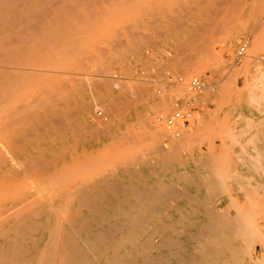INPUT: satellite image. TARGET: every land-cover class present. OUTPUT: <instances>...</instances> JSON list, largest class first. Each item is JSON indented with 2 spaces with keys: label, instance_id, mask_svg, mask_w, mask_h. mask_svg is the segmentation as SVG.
Instances as JSON below:
<instances>
[{
  "label": "rangeland",
  "instance_id": "obj_1",
  "mask_svg": "<svg viewBox=\"0 0 264 264\" xmlns=\"http://www.w3.org/2000/svg\"><path fill=\"white\" fill-rule=\"evenodd\" d=\"M49 1L29 21L0 0V264H264V0ZM132 209L157 248L130 231ZM57 234L72 245L47 252Z\"/></svg>",
  "mask_w": 264,
  "mask_h": 264
},
{
  "label": "bare ground",
  "instance_id": "obj_2",
  "mask_svg": "<svg viewBox=\"0 0 264 264\" xmlns=\"http://www.w3.org/2000/svg\"><path fill=\"white\" fill-rule=\"evenodd\" d=\"M2 1V0H1ZM43 1V0H42ZM52 1V0H51ZM51 1H49V2H51ZM62 1H64V0H62ZM77 1H79V0H77ZM81 1V0H80ZM90 1H92V0H90ZM107 1V0H106ZM202 1V0H201ZM201 1H199L198 2V5H200V6H202L203 7V2H201ZM8 2L10 3V6H11V8H12V10H13V12H16V13H18V12H22V11H24V12H26L28 15H32V17L30 16V19H29V21L32 19V18H34V16H33V14H35V13H38V11L39 10H41L42 8H43V10H45V8L44 7H46V3H45V0H44V2H42L43 4V7H41V5H39V4H37V2L35 1V0H8ZM7 2V3H8ZM65 2V1H64ZM89 2V1H88ZM87 2V3H88ZM3 3V2H2ZM59 3H61V2H59ZM106 3V2H105ZM206 3V2H205ZM0 4H1V2H0ZM49 4V3H48ZM57 4H58V2H57ZM92 4V3H91ZM6 5H8V7H9V4H6ZM51 5H53V6H55L56 4H51ZM88 5H90V4H87L86 6L88 7ZM62 6H63V4H62ZM66 6H68V5H66ZM47 7H50L51 8V6H48L47 5ZM47 7H46V9H47ZM56 7V6H55ZM59 7H60V5H59ZM63 7H65V6H63ZM73 6H71V8H69L70 10L72 9L73 10V8H72ZM92 7V6H91ZM4 8V7H3ZM50 8H48V9H50ZM58 7H56V9H57ZM89 8H90V6H89ZM7 8H5L4 10H6ZM55 9V8H54ZM63 9V8H62ZM52 10V9H51ZM50 10V11H51ZM67 11H68V9H66ZM69 10V11H70ZM74 10H75V8H74ZM1 11V10H0ZM43 12V11H42ZM53 12V11H52ZM72 12H74V11H72ZM15 13V14H16ZM45 13H46V10H45ZM44 13V14H45ZM51 13V12H50ZM49 13V14H50ZM43 14V13H42ZM41 14V15H42ZM49 14H47V15H45V16H48ZM53 14V13H52ZM51 14V15H52ZM71 14V13H70ZM73 14V13H72ZM206 14V13H205ZM214 14V13H213ZM212 14V15H213ZM17 15V14H16ZM37 15V14H36ZM40 15V16H41ZM51 15H49V17L51 16ZM208 14H206V16H207ZM12 16V15H11ZM38 16V15H37ZM43 17H42V19H44V15H42ZM77 16V15H76ZM203 16V15H202ZM211 16V15H210ZM20 17V16H19ZM24 16L22 15V18H23ZM28 17L29 16H25L24 18H26V19H28ZM55 17H57V16H55ZM54 17V18H55ZM62 17V16H61ZM79 17V16H78ZM204 18H205V16H203ZM12 18V20H16V19H14V17H11ZM23 18V20L25 21V19ZM47 18V17H46ZM45 18V19H46ZM81 18V17H80ZM79 18V19H80ZM20 19V18H19ZM38 19V18H37ZM45 19H44V21H45ZM64 19V18H63ZM62 19V20H63ZM4 20V19H3ZM22 20V21H23ZM53 20V17L51 18V21ZM65 20V19H64ZM5 21V20H4ZM23 21V22H24ZM28 21V20H27ZM37 21V20H36ZM41 21V20H40ZM43 21V20H42ZM51 21H50V24H51ZM80 21V20H79ZM1 22H3V21H1ZM7 23H9V21L7 20L6 21ZM46 22V21H45ZM53 22H54V20H53ZM53 22H52V24H53ZM4 23V22H3ZM6 23V24H7ZM10 23H12V21H10ZM36 24H37V22H35ZM35 23L33 24V25H35ZM42 23H44V22H42ZM2 24V23H1ZM22 23H20V25H21ZM24 24V23H23ZM23 24L21 25V27L23 26ZM25 24H27V22H25ZM47 24V23H46ZM72 24V23H71ZM208 24V23H207ZM33 25L32 26H30V28H31V30L33 29V30H35V28H36V26L38 25H36L35 26V28H33ZM44 25H45V23H44ZM69 25V24H68ZM19 26V23L17 24V26H15L14 25V27H18ZM46 26V25H45ZM49 26V25H48ZM48 26L46 27V30L48 29ZM28 27V26H27ZM27 27L26 28H24V29H26L27 30ZM59 27V26H58ZM6 28H8V30L9 31H11L10 29H9V27L8 26H6ZM6 28H4V26H0V37H1V34H3V33H5V32H7L8 30L6 29ZM29 28V29H30ZM38 28V27H37ZM61 28H62V26H61ZM18 29H20V26L18 27ZM28 29V30H29ZM45 29V28H44ZM63 29H64V26H63ZM63 29H62V31H63ZM25 30V32H26V35H27V31ZM76 30V29H75ZM18 31H20L21 33L22 32H24V30L22 31L21 29L20 30H18ZM17 31V32H18ZM36 31H39V32H41L39 29H36L35 30V32L34 33H37ZM12 32H14V31H12ZM49 32L51 33V29H49ZM67 32V31H66ZM65 32V33H66ZM75 32H78V30H76ZM33 33V34H34ZM57 34H58V32H56ZM55 33V34H56ZM64 32H63V34H65ZM79 33V32H78ZM77 33V34H78ZM11 34H13V33H11ZM19 34V33H18ZM23 34H25V33H23ZM30 34H32V33H29L28 35H30ZM10 35V34H9ZM9 35H7V37H6V39H7V44L9 43V41L11 40V39H13V38H11V35L9 36ZM17 35V34H16ZM41 35H42V33H41ZM41 35L39 34V36L41 37ZM30 36H32V35H30ZM61 36H63V35H61ZM69 36V35H68ZM71 36H73V35H71ZM16 37V36H15ZM5 38V37H4ZM18 38V37H17ZM34 38V37H33ZM44 38V37H43ZM31 39V38H30ZM14 40V39H13ZM21 40H23V39H21ZM24 41V40H23ZM31 41V40H30ZM30 41H29V39H28V43H30ZM13 41L11 40L10 41V43H12ZM17 42H20V40H18ZM22 42V41H21ZM25 43H26V41H25ZM51 42H49V44H50ZM6 45V43L4 42L3 44L1 43V40H0V77H2V73H4V71H5V69H6V67H5V65L3 64V62H6V61H3V59H2V54L4 55V53H3V50H4V48H5V45ZM15 44V43H14ZM17 44V43H16ZM20 44V43H19ZM27 44V43H26ZM24 45V44H23ZM11 46V45H10ZM51 46V45H50ZM17 47V46H16ZM23 50V49H22ZM21 50V51H22ZM25 50V49H24ZM23 50V51H24ZM13 51H16L15 49L13 50ZM26 51V50H25ZM24 51V52H25ZM10 52V51H9ZM12 54V53H11ZM33 55V54H32ZM5 56V55H4ZM7 56V55H6ZM6 56L4 57V58H6ZM9 56V55H8ZM32 57V56H31ZM9 58V57H8ZM9 59H11V58H9ZM3 61V62H2ZM8 62V61H7ZM8 64V63H7ZM9 64H10V61H9ZM12 64V63H11ZM10 64V65H11ZM22 64V63H21ZM28 64V63H27ZM29 65H31V64H29ZM47 65V64H46ZM26 66V65H25ZM36 66V65H35ZM7 67H8V65H7ZM197 67V66H196ZM9 68V67H8ZM25 68V67H24ZM12 70V69H11ZM10 70V71H11ZM34 70H36V69H34ZM30 71H32V67H31V70H29V72ZM16 72V71H15ZM9 75H11V74H9ZM14 75H16L15 73H14ZM18 76V75H17ZM12 77H13V75H12ZM11 77V78H12ZM2 79H3V77H2ZM11 80V79H10ZM12 81V80H11ZM3 82H4V80H3ZM0 83H1V81H0ZM8 84V83H7ZM4 86H7L8 87V85H4ZM2 87H3V84H2ZM4 89H6L5 87H4ZM3 93H5V92H3ZM42 93H44V90L42 91ZM44 94H48V98H55L56 99V96L54 97V95L52 96L51 95V93H47L46 91H45V93ZM3 95V94H2ZM51 95V96H50ZM4 97V96H3ZM0 98H1V96H0ZM51 101V103H53L52 102V99L50 100ZM55 101V100H54ZM54 104V103H53ZM3 105V104H2ZM169 106V105H168ZM167 107V106H166ZM168 108V107H167ZM166 109V108H165ZM189 111V110H188ZM189 113H190V111H189ZM50 114V113H49ZM47 115V114H46ZM50 115H53V114H50ZM47 116H49V115H47ZM53 116H55V115H53ZM53 116H50L51 118L53 117ZM55 118L57 119V117L55 116ZM168 118V117H167ZM37 119H41V118H38L37 117ZM55 120V119H54ZM59 120H60V116H59ZM59 120H56L57 122H59ZM164 120V119H163ZM62 121V120H61ZM166 121H167V119H166ZM60 123V122H59ZM4 128V127H3ZM3 128H2V130H3ZM61 128L59 127V129L58 130H60ZM64 132V131H63ZM115 152V151H114ZM121 155V154H120ZM135 156V155H134ZM134 156H132V157H134ZM170 157V156H169ZM58 158V157H57ZM39 159V158H38ZM45 159V158H44ZM141 159V158H140ZM47 160V159H46ZM46 160H45V162H46ZM55 160V159H54ZM57 160V159H56ZM39 161H40V159H39ZM124 161V160H123ZM159 161H161V160H159ZM42 162H43V159H42ZM50 163H52V161H49ZM84 162H85V160H84ZM94 162V161H93ZM96 162H97V160H96ZM57 163V162H56ZM87 163V162H86ZM124 163H126L125 161H124ZM135 163H136V161H135ZM229 163V162H228ZM41 164V163H40ZM47 164H49V163H47ZM85 164V163H84ZM88 164V163H87ZM86 164V165H87ZM81 165V164H80ZM80 165H79V167H80ZM82 165H83V163H82ZM219 165H221V164H219ZM219 165H217V166H219ZM89 166H91V165H89ZM62 168V167H61ZM80 169L82 170V168L80 167ZM84 169V168H83ZM214 169V168H213ZM212 169V170H213ZM78 170V169H77ZM71 171H73V170H71ZM221 173L223 172L222 170H219ZM152 172H154V171H152ZM227 172V171H226ZM11 173H13V172H11ZM15 173V172H14ZM65 173V172H64ZM67 173H68V175H70V173L67 171ZM224 173V172H223ZM77 174V173H76ZM225 174H227V173H225ZM12 175V174H11ZM216 175V174H215ZM221 175H223V174H221ZM143 176V175H142ZM71 177V176H70ZM73 177H74V175H73ZM63 178L64 179H66V180H68V177H64L63 176ZM62 178V179H63ZM221 178V177H220ZM93 179V178H92ZM91 179V180H92ZM200 180H203V178H201ZM223 180H224V178H223ZM71 181V180H70ZM221 181V180H220ZM224 182H225V180H224ZM82 183H84V181L82 182ZM117 183V182H116ZM111 185H112V183H110ZM115 184V183H114ZM225 184V183H224ZM60 185H61V182H60ZM59 185V186H60ZM64 185V184H63ZM116 185V184H115ZM206 185V184H205ZM169 186V185H168ZM174 185H172V187H173ZM10 187V186H9ZM111 188H113L114 187V185L113 186H110ZM133 187H136L137 188V186H133ZM14 188V187H13ZM114 188H118V187H114ZM127 188V187H126ZM174 188H175V186H174ZM15 189V188H14ZM79 189V188H78ZM124 189H125V187H124ZM177 189V188H176ZM103 189L101 188V191H102ZM177 190H179V189H177ZM264 190V189H263ZM100 191V192H101ZM128 191V190H127ZM141 191V190H140ZM99 191L97 192V193H99V195L101 194ZM139 192V191H138ZM142 192V191H141ZM140 192V193H141ZM179 192V191H178ZM215 192V191H214ZM145 193V192H144ZM144 193H142V194H144ZM174 193H176V192H174ZM183 193V192H182ZM181 193V194H182ZM249 193H253V192H249ZM142 194H139V195H141L140 196V198L138 199L139 201H140V199L142 198ZM177 194V193H176ZM181 194H179V195H177V196H180ZM184 194V193H183ZM182 194V195H183ZM1 195V197H3V195L2 194H0ZM9 195V194H8ZM7 195V196H8ZM11 195V194H10ZM89 195V194H88ZM87 196V195H86ZM85 196V197H86ZM90 196V195H89ZM249 196V195H248ZM5 197H6V195H5ZM4 197V198H5ZM71 198H72V195L70 196ZM103 197V196H102ZM107 197V196H106ZM25 198V197H24ZM99 198H101V195L99 196ZM136 198H138V197H136ZM147 198H148V196H147ZM147 198H146V200H147ZM183 198V197H182ZM52 199V198H51ZM50 199V200H51ZM74 199V198H73ZM92 199V198H91ZM90 199V201H92ZM121 199V198H120ZM213 199V198H212ZM258 199V198H257ZM26 200H27V198H26ZM25 200V201H26ZM111 201V200H110ZM126 201V200H125ZM131 201V200H130ZM29 202V201H28ZM31 202H33V201H31ZM31 202H29V203H31ZM50 202H52V200L50 201ZM107 202V201H106ZM197 202V201H196ZM15 202H13V204H14ZM29 203H26V204H24V205H26V206H28L29 207ZM88 204L87 202H84V204ZM90 203V202H89ZM95 203V202H94ZM132 203V202H131ZM17 203H15V207L17 206V208H18V205L19 204H21L20 202H19V204L18 205H16ZM28 204V205H27ZM33 204V203H32ZM81 204H82V202H81ZM144 204V203H143ZM238 204V203H237ZM147 205V204H146ZM85 206V205H84ZM89 206V205H88ZM174 206V205H173ZM21 207V206H20ZM25 207V206H24ZM51 207V206H50ZM59 207H60V205H59ZM83 207V206H82ZM100 207V206H99ZM132 207H133V205H132ZM150 207V206H149ZM148 207V208H149ZM9 208H11V210H12V207H9ZM26 208V207H25ZM52 208V207H51ZM62 208H65V210H67L68 208H66V207H60V209H61V212H63L62 211ZM23 209V208H22ZM76 209V208H75ZM89 209V208H88ZM10 210V211H11ZM17 210H19V209H17ZM53 210H54V208H53ZM64 210V211H65ZM78 210H79V207H78ZM97 210H98V208H97ZM133 210V209H132ZM6 211V210H5ZM4 211V212H5ZM9 211V212H10ZM189 211V210H188ZM222 211V210H221ZM16 212H18V211H16ZM43 212V211H42ZM41 212V213H42ZM71 212V211H70ZM73 212V211H72ZM100 212H101V209H100ZM153 212H154V210H153ZM228 212V211H227ZM40 213V214H41ZM56 213V212H55ZM128 212L126 211V214H127ZM155 213H156V211H155ZM101 214H102V212H101ZM238 215H239V213H237ZM4 215V214H3ZM2 215V216H3ZM7 215H10V214H7ZM10 216H12V215H10ZM65 216V215H64ZM130 216L132 217L131 219H133V227H131V229H130V231L134 234V237H136V235H137V237H138V235L139 234H143L144 236H145V241H146V243L148 244V246L152 249V248H157L159 245H161L162 244V242L161 241H159V242H157L156 243V241L153 239L154 238V232L153 233H150L149 231H147V229H148V227H147V221H148V215H147V213L145 214L141 209H135V210H133V211H131V214H130ZM235 216V215H234ZM5 217V216H4ZM16 217H18V216H16ZM59 217V216H58ZM70 217V216H69ZM226 217V216H225ZM239 217H240V215H239ZM2 218V217H1ZM8 218V217H7ZM21 217L19 216V219H20ZM65 218V217H64ZM67 218V217H66ZM93 218V217H92ZM70 219V218H69ZM75 219V218H74ZM94 219V218H93ZM151 219V218H150ZM65 220V219H64ZM64 220H62V221H64ZM72 220V219H71ZM83 220V219H82ZM85 220V219H84ZM241 220V219H240ZM253 220V219H252ZM255 220V219H254ZM1 221V220H0ZM19 221H21V220H19ZM61 220H60V222H62ZM2 225H1V223H0V225L3 227V219H2ZM7 222H9V221H7ZM130 222V221H129ZM229 222H230V220H229ZM63 223V222H62ZM62 223H60L61 224V228H62ZM220 223H221V221H220ZM250 223H252V221L250 222ZM26 224V223H25ZM240 224H242V223H240ZM243 224H244V222H243ZM247 224V223H246ZM253 224V223H252ZM252 224H250V225H252ZM259 224V223H258ZM11 225V224H10ZM24 225V224H23ZM27 225V224H26ZM83 225V224H82ZM1 226H0V228H1ZM28 226V225H27ZM259 226H261V225H259ZM56 227V226H55ZM58 227H60V226H58ZM169 227H171V226H169ZM239 228H240V226H238ZM242 227V226H241ZM247 226H245V228H246ZM252 227V226H251ZM251 227H249V230H251ZM254 227H256V225H254ZM264 227V226H263ZM22 228V227H21ZM24 228V227H23ZM52 228V227H51ZM65 228H67V227H65ZM243 228H244V226H243ZM253 228V227H252ZM3 229V228H2ZM25 229V228H24ZM57 229V228H56ZM63 229V228H62ZM77 229V228H76ZM205 229L207 230V232L209 233V232H211V231H213V234H207V233H205L206 235H208V236H210V237H212V238H217V237H220V236H223V227H219L218 225L216 226V223H214V221L212 222V223H210V224H207V225H205ZM255 229V228H254ZM254 229H253V233H254ZM257 229V228H256ZM258 229H259V227H258ZM1 230V229H0ZM11 230H13V229H11ZM23 230V229H22ZM179 230V229H178ZM245 230V229H244ZM247 230V229H246ZM260 231H261V229H259ZM57 230H55V232H56ZM60 231L61 230H59L58 231V233H60ZM67 231H69V230H67ZM157 231V230H156ZM175 231V230H174ZM5 232V233H4ZM6 230H5V227H4V230L2 231L1 230V232H0V234L1 233H3V234H6ZM62 232V231H61ZM87 232V231H86ZM159 232V231H158ZM177 232V231H176ZM215 232V233H214ZM246 232H248V231H246ZM255 232H256V230H255ZM21 233V235H22V233H25L24 235H26V232H24V230L21 232V230H19V234ZM93 233V232H92ZM245 233V232H244ZM257 234L259 233V231L257 230V232H256ZM31 234V233H30ZM61 234V233H60ZM246 234V237L248 238V236H247V233H245ZM250 234H252L251 232H250ZM261 234H263V233H261ZM260 234V235H261ZM58 235V234H57ZM132 235V234H131ZM256 235V234H255ZM254 235V236H255ZM53 236V235H52ZM61 236V235H60ZM243 236V235H242ZM258 235H256L255 237H257ZM262 236V235H261ZM260 236V237H261ZM51 237V236H50ZM75 237V236H74ZM88 237V236H87ZM115 237V236H114ZM131 237V236H130ZM245 237V236H244ZM12 238V237H11ZM116 238V237H115ZM20 239L18 238V241H19ZM30 240V239H29ZM177 240V239H176ZM219 240V239H218ZM12 241V240H11ZM248 241V240H247ZM130 242V244L131 245H133V246H135L136 244H137V240H136V238L135 239H132L131 241H128L127 242V244ZM218 242V241H217ZM220 242V241H219ZM261 242H262V240H261ZM32 243V246L31 247H33V244H34V241L33 242H31ZM93 243V242H92ZM143 243V242H142ZM20 244H22L21 242H20ZM99 244L100 245H102V244H105V239H103V240H100V242H99ZM31 244H29L28 246H30ZM72 245V240L71 239H69V238H64V237H59V235L58 236H53L52 238H51V240L49 241V243H48V246H47V252H49L51 249H55V251H57V252H62L64 249L66 250L67 249V246L68 247H70ZM218 245V244H217ZM263 245V244H262ZM28 246H25V245H21V246H19V247H17L16 248V251H21V252H26L28 249H29V247ZM96 246H97V244H96ZM7 249V248H6ZM10 250V249H9ZM204 250V249H203ZM5 251H7V250H4L3 251V254L5 253V255L7 254V252H5ZM54 251V252H55ZM128 251V250H127ZM144 251V250H143ZM254 251V250H253ZM252 251V252H253ZM54 252H53V250H52V253L54 254ZM56 252V253H57ZM69 252H71V251H68V253ZM257 252V251H256ZM55 253V256L57 255V254H60V253H57L56 254ZM65 253H67V252H65ZM144 253V252H143ZM254 253V252H253ZM253 253H252V255H253ZM62 254V253H61ZM52 255V254H51ZM50 254H48L47 253V255L45 256V258H44V260L43 261H45V263L46 262H50V264H52V262L51 261H53V260H55L53 257L54 256H51ZM250 255V254H249ZM8 256H9V254H8ZM43 256V257H44ZM61 257H63V256H60V261H61ZM73 257H74V255H73ZM33 258H35V257H33V256H30V257H28L27 258V260L28 261H31V259H33ZM57 258V257H56ZM75 258V257H74ZM119 258V256H113V257H109V259L110 260H112V261H116V259H118ZM59 259L57 260V261H59ZM120 259V258H119ZM25 260H26V258H25ZM41 260V259H40ZM87 260V259H86ZM56 260H55V262H57ZM59 261V262H60ZM84 261H85V259H84ZM111 261V264L113 263L114 264V262H112ZM3 262V261H2ZM7 262V261H6ZM55 262L53 263V264H55ZM62 262V261H61ZM66 262H67V260H66ZM147 262V261H146ZM9 263V262H8ZM58 263V262H57ZM59 264V263H58ZM61 264V263H60ZM150 264V263H149Z\"/></svg>",
  "mask_w": 264,
  "mask_h": 264
},
{
  "label": "built area",
  "instance_id": "obj_3",
  "mask_svg": "<svg viewBox=\"0 0 264 264\" xmlns=\"http://www.w3.org/2000/svg\"><path fill=\"white\" fill-rule=\"evenodd\" d=\"M248 42L244 41L241 45L240 49L238 50L239 55H243L247 49ZM189 87L191 89L201 90L205 87V82L202 80L201 77L195 76L190 80ZM101 114V112H100ZM189 112L187 110L177 109L175 110L168 118L167 123L174 124L175 122L182 120L186 121L187 117L189 116Z\"/></svg>",
  "mask_w": 264,
  "mask_h": 264
}]
</instances>
